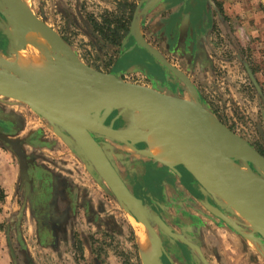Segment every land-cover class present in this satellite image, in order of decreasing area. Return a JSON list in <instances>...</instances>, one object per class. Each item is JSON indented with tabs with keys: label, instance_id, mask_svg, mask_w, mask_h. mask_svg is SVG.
<instances>
[{
	"label": "rangeland",
	"instance_id": "rangeland-1",
	"mask_svg": "<svg viewBox=\"0 0 264 264\" xmlns=\"http://www.w3.org/2000/svg\"><path fill=\"white\" fill-rule=\"evenodd\" d=\"M130 2L138 4V9L127 32ZM19 3L35 20L37 16L57 31L92 68L126 82L198 99L224 127H232L264 155V0H197L194 20L184 0ZM7 15L8 5L0 0V68L21 77L16 70L18 51L24 50L25 57L41 50L26 43L23 48L18 46ZM94 21L109 24L114 39L115 32H127L126 41L109 43L94 28ZM49 57L55 63L62 57L80 73L61 50L52 48ZM148 67L158 79L148 74ZM125 119L126 124L132 123L130 116ZM99 138L132 191L141 194L143 170L156 169L162 166L160 162L124 141ZM250 167L264 181V170ZM185 168L195 185L171 183L179 192L182 214L193 223L188 231L179 226V212L169 205L166 216L176 224L174 235L169 236L155 221L158 209L147 204L151 222L178 251L182 264H208L207 257L217 264H264V238L199 175ZM0 188L4 191L0 198V264L136 262L134 243L140 222L131 208L115 196L67 129L27 103L1 94ZM202 228L208 232L209 243L202 237ZM195 231L200 234L197 241ZM233 231L240 239L236 244L229 241L234 250L225 261L219 252L224 247L220 238L227 232L236 235ZM155 261L168 264L162 249Z\"/></svg>",
	"mask_w": 264,
	"mask_h": 264
},
{
	"label": "water",
	"instance_id": "water-1",
	"mask_svg": "<svg viewBox=\"0 0 264 264\" xmlns=\"http://www.w3.org/2000/svg\"><path fill=\"white\" fill-rule=\"evenodd\" d=\"M4 1L8 5L10 15L7 17L12 25L14 0ZM35 18L37 26L42 32L48 34L60 46L67 59L72 61V64L75 63L74 66L77 65L82 69L80 75L85 80L86 88L70 93L56 94L51 87L44 89L30 79H22V77L0 68L1 95L27 103L41 116L67 129L114 194L131 208L136 219L149 228L159 246L162 247V240L150 221L143 199L137 197L129 189L104 147L93 134L96 132L124 141L143 156L175 168V165L155 156L152 151L153 146L152 149L146 150L136 146V143L144 140L151 144L142 130L143 120L132 107L119 106V101L133 99L152 105L156 110L172 116L179 123V132L186 138L185 152L193 159L191 164L182 165L192 169L197 176L199 171H203L202 167L207 168L205 174L208 181L213 180L217 192L229 204L233 205L264 238V202L256 199L252 194L239 190L232 175L221 166L223 159L230 158L241 167L243 166L240 162L246 164L247 167L252 164L254 167L264 170L263 154L237 136L230 128L225 127L229 133L237 137L236 139L244 147L241 152H232L225 139L217 132L216 124L220 123L218 118L198 99L193 101L190 98L165 93L150 86L126 82L92 68L77 56L71 45L57 31L37 16ZM115 110L120 111V115L130 116L132 123L128 128L115 129L111 125L105 124L107 117ZM250 168L252 169V167ZM252 170L254 171V169ZM254 173L258 176L255 171ZM259 179L263 181L261 177ZM155 219L165 231L171 232L169 226L160 216Z\"/></svg>",
	"mask_w": 264,
	"mask_h": 264
},
{
	"label": "bare ground",
	"instance_id": "bare-ground-1",
	"mask_svg": "<svg viewBox=\"0 0 264 264\" xmlns=\"http://www.w3.org/2000/svg\"><path fill=\"white\" fill-rule=\"evenodd\" d=\"M14 4L15 9L13 11L14 18L12 20V26L15 31L18 46H22L23 48L24 43H26L31 48L41 50L40 52L35 51V54L32 55L30 53L26 54L25 57L24 50L18 51L16 70L21 73L22 79H30L32 82L41 85L44 89L49 87L48 84H50L56 94L70 93L86 88L85 80L81 77L80 73L69 67L62 57H58V62L56 63L50 59L49 53L52 48L61 50L60 46L48 34L46 35L42 32L37 26L36 20L26 9L23 11L19 0H14ZM122 105L130 106L138 113L141 111L142 114L140 113V115L143 120L142 125L144 128H149L144 129V135L149 141L152 142V135H154V139H159L160 136L163 140L164 136L168 139L160 148L158 147L157 152L155 149L153 150L155 156L175 166H178L177 164L182 162L186 164L192 163V157L185 152L184 148L186 138L179 132L180 126L175 118L163 114L152 105L141 100L124 99L119 101V106ZM145 118L149 120L159 132L163 133L164 136L159 134L154 128L152 130ZM216 128L217 132L225 139L228 148L232 152H241L244 150L242 143L236 139V136V138H234V135L229 133L227 128L220 123L216 124ZM221 166L232 175L239 190L252 194L256 199L264 202V183L254 174L251 168H243L230 158L223 159ZM202 169L203 171H199L198 175L217 192L213 180L209 182L207 179V175L205 174L207 168L202 167ZM139 222L137 239L142 254L143 264H155L156 257L161 253L160 246L149 228L141 221Z\"/></svg>",
	"mask_w": 264,
	"mask_h": 264
},
{
	"label": "flooded vegetation",
	"instance_id": "flooded-vegetation-1",
	"mask_svg": "<svg viewBox=\"0 0 264 264\" xmlns=\"http://www.w3.org/2000/svg\"><path fill=\"white\" fill-rule=\"evenodd\" d=\"M185 3H186V6L188 7V11L189 13L191 14V18L190 20H194V17H193V13L195 12L193 10L194 8V5L195 3L197 2V0H184ZM179 6V4L177 5V7ZM138 9V4L136 5V9L134 11V14L133 16L136 14V11ZM187 11V12H188ZM194 11V12H193ZM204 13V11H203ZM185 17V16H184ZM135 19V16L132 17V20H131V25L129 26V29L130 27L132 26L133 24V21ZM185 19V18H184ZM184 19L182 18V22L184 21ZM129 32V31H128ZM5 36L2 34L1 35V41L4 42ZM127 39V33L122 37V40L120 42V44L122 42H125ZM1 42V43H2ZM109 43L113 44V45H119V43H114L110 38H109ZM2 46V45H1ZM131 47V46H130ZM2 49H4V45L3 47H1ZM152 69H150L148 67L147 69V72L149 75H152V78H155V79H158V77L156 75H154L152 72H151ZM30 106V105H29ZM31 107V106H30ZM32 108V107H31ZM120 111L118 110H115L113 111L108 117L107 119L105 120V124L107 126H112L113 128L115 129H124V128H128L130 125L129 124H126V119L128 117V115L126 114H119ZM125 117V118H124ZM146 119V118H145ZM95 138L101 143V145L103 146V143L101 142L99 136H103V137H107L109 138V136L107 135H103V134H100V133H96L94 132L93 133ZM154 135H152V143H153V138ZM112 138V137H111ZM160 139V138H159ZM156 140V143H155V149H156V146L158 144V140ZM162 142V141H161ZM127 144V143H126ZM160 144V143H159ZM136 146L139 148V149H142V150H146L148 149V144L147 142L144 140V141H141V142H138L136 143ZM104 147V146H103ZM159 147V145H158ZM158 147L156 149V151L158 150ZM105 149V147H104ZM108 157L110 158L111 162L114 164V166L116 167L117 171L119 172V174L121 175V177L123 178V180L125 181V183L127 184V186L129 187V189L132 191L131 187L129 186V184L127 183V181L125 180L124 176L121 174V172L118 170L117 166L115 165V163L113 162V160L111 159V157L109 156V152L105 149ZM152 160H155V159H152ZM157 161V160H155ZM159 162V161H158ZM162 166H157L156 169H149L148 167H146L142 174H143V182H140L143 184V186L141 187V189L143 190V192L141 194H135L133 191V193L139 197V198H142L144 203H145V206L147 208V204H152L154 205L158 211H159V214L157 216H160L164 222L169 226V228L171 229V232L168 233L167 231H165L158 223L159 227L164 231L166 232L169 236H173L174 235V227L176 224H171L169 221H168V218L166 216V213H169L168 211V207H174L176 211V213L179 212V215H178V220L177 221H180V227L181 228H184L186 229V231H188V229H190L189 226H192L193 223L191 224V219L189 217H186L182 214V211L180 210V201L178 202V190L176 189V186H172V181H174L176 183V185H178L179 182H181L184 186H190L192 187L191 185H195V179H191L186 171V168L184 166H181V165H178V166H175V168H172L170 166H167V165H164L162 163H160ZM139 176V175H138ZM110 187V186H109ZM111 188V187H110ZM185 188V187H184ZM112 190V189H111ZM113 191V190H112ZM114 193V192H113ZM116 196V195H115ZM117 197V196H116ZM118 198V197H117ZM119 199V198H118ZM120 200V199H119ZM170 205V206H169ZM147 213H148V208H147ZM148 216L150 218V215L148 213ZM156 216V217H157ZM135 217V216H134ZM155 217V218H156ZM136 218V217H135ZM151 221V219H150ZM156 221V219H155ZM139 222V221H138ZM152 223V222H151ZM153 225V223H152ZM182 225V226H181ZM154 226V225H153ZM155 230L157 231L156 229V226H154ZM222 228V227H221ZM197 229V227H196ZM203 229V228H202ZM206 228L203 229V232L204 234H202L203 236V239L204 241H206V243H209V236H208V232H205ZM234 232V231H233ZM158 233V231H157ZM196 234H194V232L192 234H194L195 236V240L197 241V239L199 240V237H200V234L197 233V231H195ZM236 233V235H234L232 232H227V233H223L221 235V243L223 244L224 247H220L219 248V252L221 253L223 259L226 261V256L228 253L232 252L234 250V245H231L230 242L233 241L235 242L236 244V241H238V239H240L239 235L237 234V232H234ZM135 234V233H134ZM159 234V233H158ZM210 235V234H209ZM161 240H162V243H163V246L161 247L162 251H163V255L167 258V263L168 264H182V261H181V256L180 254L178 253V251L175 249V248H172V246L168 245L166 243V241L161 237V235L159 234ZM231 236H234L231 237ZM173 238V237H172ZM230 241V242H229ZM135 244H137V248H135ZM168 245V246H167ZM209 248L206 247H203L207 252L211 251V247L208 246ZM134 248H135V251H136V262H137V252L139 253V256H140V259H141V264H142V258H141V255H140V251H139V247H138V243H137V237H135V243H134ZM128 261L132 262V263H135L134 261L130 260V259H127V264ZM206 261L208 264H217L215 263L214 259H212L211 257H207L206 258ZM217 262V261H216ZM218 264H219V261H218Z\"/></svg>",
	"mask_w": 264,
	"mask_h": 264
},
{
	"label": "trees",
	"instance_id": "trees-1",
	"mask_svg": "<svg viewBox=\"0 0 264 264\" xmlns=\"http://www.w3.org/2000/svg\"><path fill=\"white\" fill-rule=\"evenodd\" d=\"M136 3L135 2H130V3H128V10H127V12H128V23L126 24L127 26H126V31L128 32V30H129V26L131 25V20H132V17H134L133 16V14H134V11H135V9H136ZM217 6L222 10V6L221 5H219V4H217ZM126 12V13H127ZM123 19H125V15H124V17H122ZM93 24H94V28L101 34V36L105 39V40H107V41H109V38L114 42V43H120L121 42V40H122V37L125 35H119V34H117L116 32L114 33V35H115V39L114 38H112L113 36H111L110 34H109V30H110V28H109V24H100L99 22H93ZM115 30V29H114ZM126 32V33H127ZM120 41V42H119ZM225 125H226V123H225ZM229 128L231 129V130H233V128L232 127H230L229 126ZM262 154V153H261ZM1 192H4L3 190L1 191V188H0V198H2V193ZM138 243V242H137ZM135 248H137V244H135ZM141 255V254H140ZM142 258V257H141ZM128 263L129 264H135V263H132V262H130V261H128ZM136 264H141V259H140V256H139V253L137 252V262H136ZM142 264H143V262H142Z\"/></svg>",
	"mask_w": 264,
	"mask_h": 264
},
{
	"label": "crops",
	"instance_id": "crops-1",
	"mask_svg": "<svg viewBox=\"0 0 264 264\" xmlns=\"http://www.w3.org/2000/svg\"><path fill=\"white\" fill-rule=\"evenodd\" d=\"M58 62V61H57ZM138 113V112H137ZM140 113H141V111H140ZM139 113V114H140ZM142 114V113H141ZM141 116V115H140ZM143 116V115H142ZM144 117V116H143ZM147 120V119H146ZM147 122L149 123V126H150V128L153 130V128H152V123L149 121V120H147ZM154 126V125H153ZM146 129H149V128H146ZM159 134H161V135H163L164 136V134L163 133H161V132H159L156 128H154ZM156 140L157 139H154L153 140V143L151 142V144H152V146H153V150L155 149V143H156ZM163 140V138L162 137H160V139L158 140V144H157V146H156V149H157V147H158V145H159V148L164 144V143H166L167 141H168V139H166V137L164 136V140ZM162 141V142H161ZM160 143V144H159ZM156 149H155V151H156ZM152 150V151H153ZM157 152V151H156ZM179 164H186V163H178L177 165H179ZM231 237H233L234 238V236H231Z\"/></svg>",
	"mask_w": 264,
	"mask_h": 264
}]
</instances>
